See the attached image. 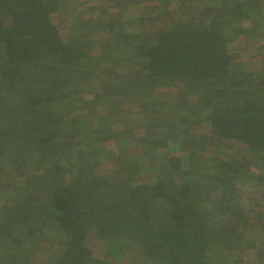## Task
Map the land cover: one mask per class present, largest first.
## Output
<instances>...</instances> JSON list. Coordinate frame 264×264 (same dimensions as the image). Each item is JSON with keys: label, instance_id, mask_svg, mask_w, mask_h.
<instances>
[{"label": "trees", "instance_id": "16d2710c", "mask_svg": "<svg viewBox=\"0 0 264 264\" xmlns=\"http://www.w3.org/2000/svg\"><path fill=\"white\" fill-rule=\"evenodd\" d=\"M179 1L186 21L167 5L161 28L160 0H0V264H221L264 245V175L207 157H264V0ZM121 8L130 35L112 33ZM165 145L168 173L134 180L130 156ZM238 185L261 194L245 211Z\"/></svg>", "mask_w": 264, "mask_h": 264}, {"label": "rangeland", "instance_id": "374dc122", "mask_svg": "<svg viewBox=\"0 0 264 264\" xmlns=\"http://www.w3.org/2000/svg\"><path fill=\"white\" fill-rule=\"evenodd\" d=\"M73 2H78L81 0H72ZM160 4H161V10L158 13H154L156 15V21L154 22V26L156 27H163V28H167L168 27V23H170V15L171 12H166L163 13L162 12V8L166 7L167 5L170 6V10L171 11H175L178 8V12H176L174 14V16L179 17V15L182 16V14L184 15V13L186 11L185 7H190L189 4L185 3V2H181L179 0H160ZM207 5H195L192 7L193 8H197V10H201L203 8V13L205 16H209L213 13L214 8L210 6V8H205ZM192 8V10H193ZM181 10V12H180ZM121 13L122 16H124L125 18H127L126 20L123 21H118V23L113 25L112 28V33L116 36H120V35H130L134 29L132 23L133 20H136V18L138 17L135 13L133 12H128V11H123V8L119 9L118 14ZM153 13H148L146 16H151ZM185 16V15H184ZM187 19V16H185V21ZM137 24V23H136ZM152 25V26H153ZM151 27V26H150ZM69 30V29H68ZM67 29H63L60 30V35H62L63 37L68 33ZM130 32H127V31ZM241 48L244 49V46H242ZM242 49V50H243ZM260 50H258L259 52ZM254 66V68L256 69V66L254 64H251ZM165 147V148H163ZM162 153H159L157 156V159H148L147 157L141 155V156H130V161L134 160L135 163H140V166L142 167L141 170L137 171L134 175V180H138L140 182H147V183H156L159 180V176H163L166 175L168 172H165L164 168L161 169V165L167 164L168 160L166 158V154L168 153H177L180 151V148L177 147H171L169 145H165L161 147ZM214 151V150H213ZM185 154V152H183V155ZM215 156L213 155H208L207 157H211L214 158L212 159L213 163H211L212 165V172L214 173V171L217 170V164L220 163L218 162V160H222V159H230L231 155H236V157L243 159L244 157H247L248 159H252L253 160V169L257 170L259 173H261L262 175H264V157L263 156H252L253 154H251V152L248 153V151L243 148L242 146H239L235 149L234 154L230 153V152H220L214 151ZM173 156H175L176 154H172ZM219 157V158H217ZM223 161V160H222ZM151 165L154 166V168H151ZM109 165H104L103 169L100 171L103 172H107L109 170ZM205 173H210V167H203L202 169ZM248 170V169H247ZM246 173V171H244L243 173H241V176H244V174ZM248 183V182H247ZM248 184H251L250 181ZM245 186L243 185L237 186V190H239V194L242 195L241 198V203H240V208L242 209V211L247 210L248 207V202H246V200H251L252 197H258L261 194L257 193L256 191H247L245 188ZM244 201H243V200ZM195 201L198 202V204L200 205H204L206 203L202 202L201 200H199V198H195ZM202 202V203H200ZM243 235V231L239 230L234 232V237L236 239H241ZM256 242H254L253 247H247L242 249L241 247H239L238 249H236V251L234 252H230L229 251L227 253H225V257L223 258L221 256V264H234V262H236V264H264V245L262 244V242L260 240H255ZM87 249H91L90 251L92 252V254L94 255H98L101 256L102 252H104L105 250V244L101 241H96L93 244H88V248ZM262 249V250H261ZM81 253L83 255V259L86 262L88 257L90 256L91 252L88 250H85L83 248H81ZM100 251V253L98 252ZM83 261V263H84Z\"/></svg>", "mask_w": 264, "mask_h": 264}]
</instances>
